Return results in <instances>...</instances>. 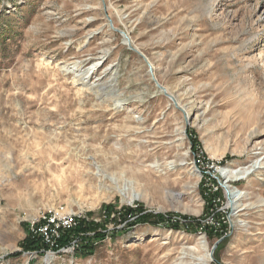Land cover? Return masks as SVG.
<instances>
[{
	"label": "rangeland",
	"instance_id": "rangeland-1",
	"mask_svg": "<svg viewBox=\"0 0 264 264\" xmlns=\"http://www.w3.org/2000/svg\"><path fill=\"white\" fill-rule=\"evenodd\" d=\"M0 264H264V0H0Z\"/></svg>",
	"mask_w": 264,
	"mask_h": 264
},
{
	"label": "built area",
	"instance_id": "built-area-1",
	"mask_svg": "<svg viewBox=\"0 0 264 264\" xmlns=\"http://www.w3.org/2000/svg\"><path fill=\"white\" fill-rule=\"evenodd\" d=\"M209 169H215L216 166L211 163L208 167ZM208 169V170H209ZM52 212H38L36 221L29 224L28 227L30 230L31 236L40 237V239L46 244L45 250H41L43 253L50 254L52 253L53 247H57L60 240L62 233L65 232L64 230L77 228L79 226V218L81 215L79 213H73L74 217L69 216L67 211L64 209L56 208L51 209ZM58 217V218H57ZM75 240H69L65 245L75 246V243H72Z\"/></svg>",
	"mask_w": 264,
	"mask_h": 264
},
{
	"label": "trees",
	"instance_id": "trees-1",
	"mask_svg": "<svg viewBox=\"0 0 264 264\" xmlns=\"http://www.w3.org/2000/svg\"><path fill=\"white\" fill-rule=\"evenodd\" d=\"M212 194L211 195H209V194H206L205 195V198L207 199V201L208 202H210L211 201V199H212ZM210 204V203H209ZM145 220H148V221H151V219H150V217L148 216V215H146L145 217ZM151 222H153V223H155V224H157V223H165V224H167V223H169L166 219H156V220H154V219H152V221ZM167 222V223H166ZM170 224V223H169ZM81 226V225H80ZM171 226H176V225H171ZM80 228V227H79ZM79 228H76V229H79ZM69 235H70V232L68 233ZM67 235V234H66ZM66 235L65 236H63V238L60 240V244L61 245H64V244H66L67 243V237H66ZM81 247H82V245H81ZM21 248H22V250H20V251H17V252H15V253H13V256H18L19 254H21L22 252H24V251H35V252H40L41 251V249H44L45 248V246L43 245V243H42V240L39 238V237H37V236H33V237H31L30 235L28 236V237H26L25 239H24V241L21 243ZM80 248V247H79ZM79 250V249H78ZM81 250V249H80ZM79 250V251H80Z\"/></svg>",
	"mask_w": 264,
	"mask_h": 264
},
{
	"label": "bare ground",
	"instance_id": "bare-ground-1",
	"mask_svg": "<svg viewBox=\"0 0 264 264\" xmlns=\"http://www.w3.org/2000/svg\"><path fill=\"white\" fill-rule=\"evenodd\" d=\"M94 69V67L92 66V67H89V68H87L86 70H84V72H82V78H85V77H87V76H89L90 75V73H92V70ZM78 76V75H77ZM99 86V85H98ZM172 98L174 99V100H177V96L175 95V94H173L172 93ZM185 109V108H184ZM187 114L189 115V113L187 112ZM189 117V116H188ZM252 162V161H251ZM250 163V160L249 161H247V164H249ZM247 164H242L243 165V167L244 168H241L240 170H237V169H234V170H230V172H227V173H229L228 175H229V177H231L232 178V175H235L236 177H237V179H240V178H243V177H245V174L247 173V172H249V168L247 167V168H245V165H247ZM249 166V165H248ZM96 168V170H95V174L98 176V173L99 172H101L100 171V169H99V167H98V165L97 166H95ZM251 167H252V165H251ZM227 171V170H226ZM240 194V193H239ZM136 196V195H135ZM134 196V197H135ZM244 197V196H243ZM242 196L241 197H239V199H241V198H243ZM136 198V197H135ZM59 208V207H58ZM62 209H64L63 207H61ZM68 212V215L69 216H72V217H74V215H73V213H76L75 211H67ZM58 218V217H57ZM200 243H201V245L202 246H204L205 245V241L202 239V241H200ZM67 245H69L68 243H67ZM206 255V254H205ZM204 255V256H205ZM210 257V255H209V252L207 253V257ZM202 257H198L197 259H201Z\"/></svg>",
	"mask_w": 264,
	"mask_h": 264
}]
</instances>
